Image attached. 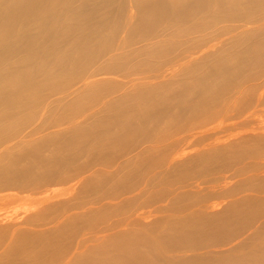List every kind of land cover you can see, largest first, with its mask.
I'll use <instances>...</instances> for the list:
<instances>
[{
    "label": "bare ground",
    "instance_id": "bare-ground-1",
    "mask_svg": "<svg viewBox=\"0 0 264 264\" xmlns=\"http://www.w3.org/2000/svg\"><path fill=\"white\" fill-rule=\"evenodd\" d=\"M89 2L0 0V191L96 197L0 222V264H264V0Z\"/></svg>",
    "mask_w": 264,
    "mask_h": 264
},
{
    "label": "rangeland",
    "instance_id": "rangeland-1",
    "mask_svg": "<svg viewBox=\"0 0 264 264\" xmlns=\"http://www.w3.org/2000/svg\"><path fill=\"white\" fill-rule=\"evenodd\" d=\"M103 0H90V2H89V5L87 6V8H86V10L87 11H90V12H94L96 15L97 14H101L102 13V11L103 10H100V9H97V8H95L96 6H98L101 2H102ZM112 2H114V3H116L115 5H113L114 7H117L116 5L118 4V3H120V2H122V0H111ZM111 6H112V4H111ZM259 103V102H258ZM258 103H256V104H254V106L251 108V106L249 107V109L247 108L246 110H248L247 111V115L249 114H251L250 112H252L253 114H251V116H255L254 118L253 117H251V119H249L251 122H249V124L247 125V126H244V128L242 129L241 127H239V128H237V129H235V130H233V131H231L232 133L234 132H242V131H244L246 128L247 129H251V128H253V127H257V125L258 126H261V125H263L264 124V105H263V103L261 104L262 106L260 107V108H257L256 110H258L257 112H259V113H257V112H255L254 111V108H255V106H260ZM252 109V110H251ZM250 110V111H249ZM52 114L53 113H50V114H47V116H49V117H47V116H45V122H44V124H42V128H43V126H45L46 128H44L43 130L42 129H40V131H38V132H36L38 135H36V133L34 134L35 135V137H33V138H38V137H40V136H45L46 134H48V133H50L51 131H54V130H56V129H58V127L57 128H55V127H53V126H55L56 124H57V119H59V116H60V113L59 112H56L55 114H54V117L52 118ZM82 114H84V113H82ZM86 114V113H85ZM85 114H84V116H85ZM246 114L244 115V116H246ZM256 114H258L257 116H256ZM87 115V114H86ZM49 118H52V119H49ZM242 118V117H241ZM240 118V119H241ZM253 118V119H252ZM261 120H260V119ZM48 119H49V121H48ZM243 119V118H242ZM255 119H257V120H255ZM259 119V120H258ZM52 120H54V121H52ZM48 121V122H47ZM111 121H112V123H114V121H115V118H112L111 119ZM111 121L109 122L110 124H111ZM233 121H239V120H237V119H235V120H233ZM229 122H226V125L228 124ZM250 123H252V124H250ZM51 125V126H50ZM251 125V126H250ZM50 126V127H49ZM63 126V125H62ZM61 126V127H62ZM66 126V125H65ZM65 126H63V127H65ZM62 127V128H63ZM225 124L224 125H222V127H216V128H219L218 130H215V128L213 129L214 130V132H213V130L211 131V130H209V133H208V138L210 139H212V141H213V138L215 139V137L218 135L219 136V132H221V134H220V136L219 137H223V135L224 136H226V135H228L229 134V130H226L225 128ZM246 127V128H245ZM250 127V128H249ZM52 128H54V129H52ZM241 128V129H240ZM222 129V130H221ZM246 129V130H247ZM42 130V131H41ZM221 130V131H220ZM231 130V129H230ZM238 130V131H237ZM226 131H229V132H226ZM225 132V133H224ZM231 132H230V134H231ZM213 133V134H212ZM222 133H224L223 135H222ZM41 134V135H40ZM217 134V135H216ZM33 135V136H34ZM215 135V136H214ZM214 136V137H213ZM213 137V138H212ZM217 138V137H216ZM210 139V140H211ZM209 140V141H210ZM208 140L205 142V143H207V142H209ZM212 141H210V142H212ZM202 144V143H201ZM196 146V148L199 146V148H200V146L201 145H195ZM195 147H194V150H197V149H199V148H197L196 149ZM65 150H68L69 151V149L68 148H65ZM45 150H43L42 151V154L43 155H52V150H48V148H47V150L44 152ZM50 151V152H49ZM65 154V153H64ZM228 159H230V158H228ZM205 166V164L203 163V162H200V161H194L193 163H188L187 165H185V166H181V167H179L178 168V171H176L174 174H172L171 176H169L168 177V179H167V182H168V184L166 185V187H170V186H172V185H174V184H176V185H181L182 186V184L181 183H179V181H181L182 180V178L184 177H186L187 175L189 176V175H193V174H189V173H195V174H198V173H196L197 171H204V167ZM241 165H235V166H231V168L229 167V168H226V169H224V167H222L220 170H219V174L218 173H210V174H208V175H205V176H203V177H200V178H197V177H188V180H187V182H193V181H196L197 179V181H206V179H207V181H209V180H211V179H213V178H218V177H220L221 179L222 178H224V177H226V176H228V175H230V176H234V173H232V171L234 172V170L235 169H237V167L239 168ZM230 169H231V171H230ZM230 171V172H229ZM223 172H224V174H223ZM230 174H229V173ZM227 173V174H226ZM215 174V175H214ZM224 176H223V175ZM233 174V175H232ZM210 175V176H209ZM223 177H222V176ZM207 177V178H206ZM210 177V178H209ZM235 177V176H234ZM203 178H206V179H203ZM203 179V180H202ZM219 179V178H218ZM236 180L238 181L239 180V178H236L235 177V180H233V182H236ZM52 189H54V193L53 192H51L52 190H50V191H45V192H41V193H38V192H36V191H30V190H28V191H25V192H19V191H8V190H1L0 191V222H6V221H12L11 223H22V222H24L25 221V219L27 218V217H31V216H33L34 214H36L40 209H41V207L44 205V203H46V202H53V201H57L58 199H65V200H69L70 202V204H79V205H81V204H83V203H88L89 201H91V200H93V199H96V197L94 196V193H92V195L91 196H86V194H83L82 192H81V189H80V187L79 188H76V189H74L73 187H72V184H64V185H57V186H54V187H52ZM13 193V195L12 196H8V194L9 193ZM247 193V192H246ZM3 194V195H2ZM50 194V196L48 197V199L47 198H45L46 196H48ZM16 195V196H15ZM191 199H193V200H196V196H191L190 197ZM223 199V200H222ZM229 199L228 198H223V197H218V196H216V197H213L212 198V200H211V202H213V201H218V202H223V203H226L227 201H228ZM145 201H148V198L147 197H144V198H142L137 204H141V203H144ZM39 207V208H38ZM104 212V211H103ZM108 216V213H105L104 212V215L103 214H98V222H102L103 220H106L104 223H106L107 221H110L111 220V215L109 216V218L107 217ZM16 219V220H15ZM112 219H114V218H112ZM6 220V221H5ZM7 223V222H6ZM19 223V224H20ZM104 223H102V224H99V227L100 226H102V225H104ZM141 228V227H140ZM97 229H95V230H88V229H85L84 231H82V233H87V232H93V233H95V231H96ZM78 235H76V236H74L73 237V239L72 238H65L62 242H63V244L64 243H66V244H68V245H71V243H74V240H75V238L77 237Z\"/></svg>",
    "mask_w": 264,
    "mask_h": 264
}]
</instances>
